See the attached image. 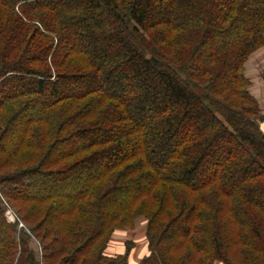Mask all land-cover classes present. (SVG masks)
Returning a JSON list of instances; mask_svg holds the SVG:
<instances>
[{"label": "trees", "instance_id": "16d2710c", "mask_svg": "<svg viewBox=\"0 0 264 264\" xmlns=\"http://www.w3.org/2000/svg\"><path fill=\"white\" fill-rule=\"evenodd\" d=\"M263 46L264 0H0V264H264Z\"/></svg>", "mask_w": 264, "mask_h": 264}, {"label": "rangeland", "instance_id": "374dc122", "mask_svg": "<svg viewBox=\"0 0 264 264\" xmlns=\"http://www.w3.org/2000/svg\"><path fill=\"white\" fill-rule=\"evenodd\" d=\"M245 74L246 77L251 82L249 90L251 94L255 97V99L258 101L261 112L264 114V46L251 55L249 61L246 63ZM125 95L128 96L129 94H125ZM262 127L264 130V125H262ZM208 169L204 170L199 177H201V175L205 176L206 173H209L210 169L209 170ZM0 200L5 208L7 221L9 223L18 222L19 228H25L24 224L18 221L17 214L3 199L1 194H0ZM145 226H146V222L142 220L138 224V227L136 229L126 230V232H123L122 234H124V237H121L120 238L121 240L117 241V238L114 237V242H112L113 245L112 246L110 245L109 249L111 250V248H115L112 251H117L116 246H114V244L124 246L125 242L129 240L132 246V256H133L132 261L136 263L140 259L139 257L142 258L147 253ZM32 247L36 251H39L40 249L36 241H33ZM215 264H223V263L217 262Z\"/></svg>", "mask_w": 264, "mask_h": 264}, {"label": "crops", "instance_id": "0c3cea01", "mask_svg": "<svg viewBox=\"0 0 264 264\" xmlns=\"http://www.w3.org/2000/svg\"><path fill=\"white\" fill-rule=\"evenodd\" d=\"M114 237L115 238H117V241H119V240H121L120 238L121 237H124V234H122V232L121 233H116L114 236H113V241L112 242H114ZM127 241H129V240H127ZM112 245H113V243H112ZM111 245V246H112ZM114 246H116V249H117V251H112V250H114L115 248H111V250H109V253L110 254H118V253H123V251H124V246L123 245H117V244H114ZM117 247H119V248H117ZM139 258H141V257H139Z\"/></svg>", "mask_w": 264, "mask_h": 264}, {"label": "built area", "instance_id": "2783aa9c", "mask_svg": "<svg viewBox=\"0 0 264 264\" xmlns=\"http://www.w3.org/2000/svg\"><path fill=\"white\" fill-rule=\"evenodd\" d=\"M0 194H1V186H0Z\"/></svg>", "mask_w": 264, "mask_h": 264}]
</instances>
